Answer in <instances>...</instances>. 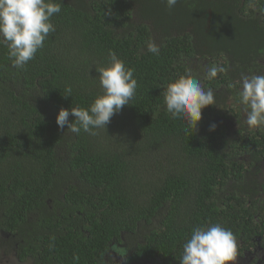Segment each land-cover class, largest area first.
<instances>
[{
  "label": "trees",
  "instance_id": "obj_1",
  "mask_svg": "<svg viewBox=\"0 0 264 264\" xmlns=\"http://www.w3.org/2000/svg\"><path fill=\"white\" fill-rule=\"evenodd\" d=\"M52 22L23 69L0 46V250L20 264H180L192 229L216 223L237 251L253 245L264 127L247 124L239 93L242 76L264 75V0H62ZM109 50L134 69L130 105L95 136L60 129L62 107L101 92ZM213 65L226 71L209 80ZM187 72L215 94L196 130L164 103Z\"/></svg>",
  "mask_w": 264,
  "mask_h": 264
},
{
  "label": "clouds",
  "instance_id": "obj_2",
  "mask_svg": "<svg viewBox=\"0 0 264 264\" xmlns=\"http://www.w3.org/2000/svg\"><path fill=\"white\" fill-rule=\"evenodd\" d=\"M169 9L178 0H165ZM62 0H0V46L7 49L6 56L12 66L23 69L44 47L50 33L56 31L52 22L61 12ZM148 52L159 55L154 42L147 44ZM101 92L88 108L79 105L61 108L56 117L60 129L79 134L81 131L95 136L97 129L106 130L111 118L125 105H130L137 89L134 69L125 65L115 51L109 50L105 65L96 68ZM223 66L207 69L206 78L215 79L224 73ZM240 103L248 109L246 122L250 127H264V75L241 77ZM64 97L71 96L72 88ZM166 111L173 119H184L187 127L196 130L202 119V110L215 105V94L205 89L190 72L170 82L164 91ZM74 120L69 121V116ZM216 124L209 126L214 131ZM237 258V240L234 233L219 223L200 225L192 229L190 238L183 244L180 264H233ZM73 260L78 262L79 256Z\"/></svg>",
  "mask_w": 264,
  "mask_h": 264
},
{
  "label": "flooded vegetation",
  "instance_id": "obj_3",
  "mask_svg": "<svg viewBox=\"0 0 264 264\" xmlns=\"http://www.w3.org/2000/svg\"><path fill=\"white\" fill-rule=\"evenodd\" d=\"M237 242L239 244L240 241ZM251 242H253V245L248 244L246 248L237 251V258L233 264H264V230L261 234L251 238ZM0 256L11 257L15 260L12 252H2L0 250ZM30 264H32L31 261Z\"/></svg>",
  "mask_w": 264,
  "mask_h": 264
},
{
  "label": "rangeland",
  "instance_id": "obj_4",
  "mask_svg": "<svg viewBox=\"0 0 264 264\" xmlns=\"http://www.w3.org/2000/svg\"><path fill=\"white\" fill-rule=\"evenodd\" d=\"M202 67V66H200ZM0 264H20L17 263L13 258H5L4 256H0ZM21 264H30L29 261H26L25 263H21Z\"/></svg>",
  "mask_w": 264,
  "mask_h": 264
}]
</instances>
